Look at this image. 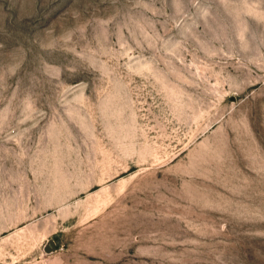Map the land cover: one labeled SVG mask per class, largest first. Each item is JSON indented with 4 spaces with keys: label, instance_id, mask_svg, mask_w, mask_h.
I'll list each match as a JSON object with an SVG mask.
<instances>
[{
    "label": "rangeland",
    "instance_id": "obj_1",
    "mask_svg": "<svg viewBox=\"0 0 264 264\" xmlns=\"http://www.w3.org/2000/svg\"><path fill=\"white\" fill-rule=\"evenodd\" d=\"M0 264H264V0H0Z\"/></svg>",
    "mask_w": 264,
    "mask_h": 264
}]
</instances>
